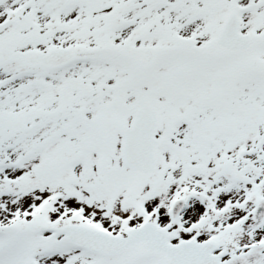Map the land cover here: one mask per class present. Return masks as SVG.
Returning <instances> with one entry per match:
<instances>
[{
  "label": "snow or ice",
  "instance_id": "snow-or-ice-1",
  "mask_svg": "<svg viewBox=\"0 0 264 264\" xmlns=\"http://www.w3.org/2000/svg\"><path fill=\"white\" fill-rule=\"evenodd\" d=\"M0 264H264V0H0Z\"/></svg>",
  "mask_w": 264,
  "mask_h": 264
}]
</instances>
